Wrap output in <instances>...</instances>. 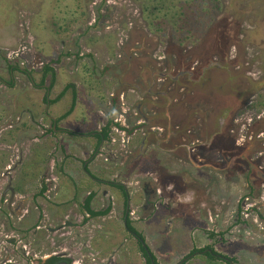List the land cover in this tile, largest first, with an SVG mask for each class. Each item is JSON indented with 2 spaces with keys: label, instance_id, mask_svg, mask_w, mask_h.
<instances>
[{
  "label": "rangeland",
  "instance_id": "rangeland-1",
  "mask_svg": "<svg viewBox=\"0 0 264 264\" xmlns=\"http://www.w3.org/2000/svg\"><path fill=\"white\" fill-rule=\"evenodd\" d=\"M218 1L219 10L209 7L206 0H0V79L6 82H0V249L7 245L3 242L6 232L12 227H37L41 213L42 229L26 240L20 234L22 246H27L23 251L32 246L41 258L48 253L49 223L59 226L62 221L57 215L79 211L74 204L60 209L56 204L72 201L68 198L73 191L81 194L85 190L91 180L82 177L80 169H76L77 178L73 177L75 183L65 181L66 188L56 200L38 197L40 177L51 167L48 154L55 147L44 143L41 128L50 122L47 116L43 120V113L61 118L73 103L74 109L62 126L78 135L91 133L111 119L124 122L123 109L128 110L129 129L137 127L139 120L145 121L146 136L142 129L133 135L130 150L121 153L120 147L110 146L96 163L104 167L107 176L112 177L109 171L113 169L116 173L121 154L129 156L131 151L134 157L140 154L135 171L165 165L159 171L160 180L169 174V166L177 178L179 166L186 169L193 164L190 172L204 180L215 197L213 202L195 200V208L202 215L211 209L215 219L231 216L229 226L234 223L239 200L249 196L261 200L258 206L264 203V0ZM53 23H69L70 29L56 34ZM11 66L30 71L38 85L44 68H53L56 82L48 97L53 103L44 101L51 77L45 88L38 89L24 74L11 73ZM68 86L71 88L65 91ZM150 87L156 94L146 95ZM61 94V100L55 102ZM114 101H119L118 106ZM139 106L142 110L136 113ZM144 137L146 146L140 152ZM176 149L177 154L165 153ZM111 154L117 155L113 161ZM58 166L55 162V174ZM130 168L117 172L119 181L128 184L136 180ZM98 171L93 167L94 173ZM9 181L20 194L11 210L4 201L10 198L5 193ZM113 190L116 199L122 200L121 191ZM52 194L48 196L52 198ZM83 198L81 195L77 202ZM142 199V192L134 194L132 205H142ZM167 202L151 210L153 214L140 229H144L154 255L175 264V255L191 248L197 240L193 232L203 225L186 216L180 205L174 213L164 208L191 200ZM102 205L101 200L94 203L98 209ZM260 209L264 217V206ZM74 218L72 215L71 221L76 223ZM102 224H106L107 237L101 234L96 243L90 241V249L81 252L80 245H72L67 254L79 261L87 253L90 263L94 258L90 254L96 255V249L108 255L124 246L132 249L134 264H143L134 239L123 226L113 221ZM212 228L226 231L228 225L211 224ZM93 230L88 226L84 238L94 236ZM246 234V239L240 237L245 242L229 241L230 245L217 249L230 256L252 257L255 253L264 261V244L259 243H264V222L248 227ZM200 260L197 264L208 262Z\"/></svg>",
  "mask_w": 264,
  "mask_h": 264
},
{
  "label": "flooded vegetation",
  "instance_id": "flooded-vegetation-1",
  "mask_svg": "<svg viewBox=\"0 0 264 264\" xmlns=\"http://www.w3.org/2000/svg\"><path fill=\"white\" fill-rule=\"evenodd\" d=\"M20 68V67H19ZM11 73H15L13 69L10 70ZM17 72V71H16ZM19 73V72H18ZM22 74V73H20ZM180 77H175V79H179ZM0 82L6 83L2 79H0ZM7 85L12 86V83H8ZM45 88V87H43ZM47 89V88H46ZM45 89V90H46ZM47 91V90H46ZM51 91L47 94L49 97V94ZM156 94L151 90V87L149 90L146 91V95ZM152 98V97H151ZM48 99L49 104L51 101ZM119 101H114V105L118 106ZM146 101V105H147ZM149 104V103H148ZM50 105V104H49ZM118 108V107H117ZM120 108V107H119ZM121 109V108H120ZM130 110V108H128ZM142 106H139L137 108L136 113L141 112ZM124 111V122L122 120L114 119V120H108L112 121V124L110 126V132L108 134L107 139L103 140L102 130L104 127L107 126L104 125L100 129H96L93 132H88L85 135H78L73 131H70L68 129H65L62 124H64L63 115L61 118H49L48 112L43 113V120L47 119L50 122L49 126H44L42 129V135L43 138H47L48 142L50 143V147L55 146L52 151L48 154L50 158L52 159L50 161L51 167H48V170L44 172L42 177H40V190L38 193V197L45 198L47 197L48 200H56V194H58V189L61 188L60 182L63 185L65 181L71 183L73 181V177H76V174H73V177L69 176L67 171V168L69 169L70 164H78V169L81 170L82 176H87L91 180L100 181L99 183L102 185L103 183H107V186L110 187V189H116L117 185H121L124 187L125 192L128 193V200H125L124 196L122 195V200H115L113 196H108L105 200L103 197L101 201L103 202V205L101 208H96L94 206V203L96 202L95 198L91 201V211L95 213H99L98 215L91 214L88 212L85 208V202L86 200H83L82 202L78 203V200H72V201H66L64 204H56V208L60 209L61 207L65 208L69 206L70 204L76 205L78 207V212L74 213L70 212V214H60L57 215V219H60L62 221V224L59 226H56V223L53 225L49 223V226L51 228H47V236L46 238L49 241L48 246V253L44 255L43 257L39 258L35 251H32L30 247V251L26 252L23 251V249L27 248V246L23 244V240L20 237V234H23V239L26 240V237H29L28 239L32 238V236H35L37 231H40L42 229L41 223V217L42 214L39 215V221L36 223L35 228H28L26 230H21V228L12 227L14 229H10L8 232H6L5 237L6 240H3L7 245H5V248L0 249V264H134V262L131 261L132 257V249L126 248L122 246L121 248L117 250H113L111 254L102 255V251L96 249L94 254H90L94 258L91 260L90 263H87V253L82 254V259L79 258V261H75L74 256L71 254H67L70 247L72 245H80V252L83 251L86 247L90 249V241L96 240L98 236L101 234L106 235L105 225L102 224V222L111 223L112 221L116 224L123 226L126 231L131 235V237L134 239L136 246H137V253L141 258V261L143 264H147L146 262V248L149 250L150 255L152 256L151 264H156L154 261V253L151 250L148 241L146 237L143 235L142 232H140L136 228V224L143 223L146 221L144 211L146 208L150 207L153 211L157 210L159 206L162 205H168L167 200L165 199L164 192L160 189L163 185V182L161 180H153V182H146L145 177L141 176L139 177L138 181L134 183L133 185H139L143 188V194L145 197V200H143L142 205L140 206H134L132 205V200L130 198V191L128 190V187L126 185V182L119 181L118 176H116L113 179L108 180H100L95 176V173L93 172V166L96 161L102 160L104 156L107 154L106 149H108L110 146L114 148L120 147L121 153H126L125 151L130 148V140L133 135L137 134L140 129H142L143 133V127L142 125L145 123L144 120H139L137 122V127H134L133 129H129V126L126 125L127 113L128 110L123 109ZM47 116V118H46ZM120 116L123 118V116L120 114ZM32 118V117H30ZM35 119V117H33ZM131 118V117H130ZM20 121L17 120L16 123ZM10 122V121H9ZM11 123V122H10ZM155 128H152L154 130ZM74 136H78L79 139H74ZM142 135L146 136L145 133ZM150 135V133H149ZM84 139H89L88 141ZM38 140V139H36ZM79 140L80 142H77ZM72 141L76 142L75 144H71ZM86 141V142H85ZM71 142V143H70ZM142 146L140 147L141 151L143 152L144 146H146V137L143 138L141 142ZM80 145V146H79ZM79 153V155H72L71 153H76V151ZM130 150V149H129ZM175 150H168L167 152H173ZM81 153V154H80ZM127 155L121 154L120 162L117 161V164H115V167H117V171L122 172L125 168H129L130 166H134V163L138 161L140 158V154L138 157L132 156L133 153L130 151ZM148 154H150V151H148ZM143 156V153L142 155ZM117 155L111 154L110 160H115ZM131 157V160L128 162L127 160ZM108 158V157H107ZM72 160V161H71ZM108 161V159H106ZM55 162L59 164L57 170V174H55ZM44 163V162H43ZM136 166V164H135ZM209 166V165H208ZM51 172V173H50ZM143 170H141V173ZM48 173L49 176H48ZM140 174V172H139ZM147 174V173H146ZM148 175V174H147ZM57 176V178H56ZM8 178V177H6ZM147 178V176H146ZM62 180V181H60ZM7 194L10 195L9 200H4L7 202L9 206V210H11V207L15 205L13 200L18 199L17 196L20 195L17 193V187H13L8 182V185L5 186ZM43 188H46L45 193L42 195L40 192ZM52 194V198L48 196ZM122 193V192H121ZM91 195V193H90ZM35 199V198H34ZM245 200H239L237 203V214L234 218V223L232 226H229L231 216L227 219L221 217L220 219H215L214 213L210 209L209 213L207 215H200L198 216L200 219L202 218L203 224L210 225L212 224L213 227H219L222 226L223 228L228 225V228L226 231L221 230L220 232L212 230H206L205 233L208 235L209 240L211 243H209L205 248L201 249H195L192 250L184 255L176 254V259L174 262L175 264H197L201 262L200 259L204 258L208 262L207 264H212L211 262H216L220 264H259V261H261L260 257L256 255L255 253L251 257L250 255L246 254H236L234 256H230L229 254H224L220 252L217 249V246L220 248H225L228 245H230L231 242L229 241H237L242 243L245 242L244 240H241V236L246 239L247 237V229L250 226H256L262 224L264 222V217L261 214V207L264 206V203L261 205H257L261 202V200H250L249 196L247 198H244ZM100 200V199H99ZM3 200H0V202ZM106 201L108 202L106 205ZM195 201V200H194ZM212 201V200H211ZM254 201V203H251ZM161 202V203H160ZM196 202V201H195ZM194 203V206H196V203ZM213 202V201H212ZM59 203V202H58ZM227 203V202H226ZM213 204V203H212ZM207 205V203H206ZM168 209L167 211H170V213H174L179 208L174 204H172L169 207H164ZM188 208H186L187 210ZM59 214V213H57ZM75 216L74 219L77 220V224L75 222L71 221V217ZM50 219V218H48ZM193 219V218H192ZM55 220V219H54ZM196 222H199L201 220L199 219H193ZM43 221V220H42ZM128 223H130L139 233L142 234L143 238L145 239L142 241V239H139L131 230L128 229ZM201 223V222H200ZM251 223V224H250ZM215 224V226H214ZM91 225V228L95 229L93 230L94 236H89L88 239L84 238L85 229ZM209 226V227H210ZM207 228V227H206ZM84 231H83V230ZM242 229H245L242 231ZM91 231V232H93ZM104 231V232H103ZM246 231V232H245ZM90 232V231H89ZM197 234V231L192 235ZM86 235V234H85ZM90 235V233L88 234ZM248 235H250L248 233ZM86 237V236H85ZM233 239V240H230ZM261 244H264L263 242H259ZM79 247V246H78ZM140 247H142L145 251L144 253L141 252ZM22 249V250H21ZM92 250V249H91ZM153 253V254H152ZM154 255V256H153ZM156 257V256H155ZM242 258H245L244 260H241ZM157 259V264H168V262L159 261ZM199 260V261H198ZM248 260V261H247ZM193 261H196L193 263ZM89 262V261H88ZM203 263V262H202Z\"/></svg>",
  "mask_w": 264,
  "mask_h": 264
},
{
  "label": "crops",
  "instance_id": "crops-1",
  "mask_svg": "<svg viewBox=\"0 0 264 264\" xmlns=\"http://www.w3.org/2000/svg\"><path fill=\"white\" fill-rule=\"evenodd\" d=\"M102 127H100V128H102ZM100 128H98V129H100ZM84 140L88 141L89 139L88 140L87 139H84ZM44 141H45L44 143H46L45 145H50V143L48 142L47 138H45ZM75 143H76L75 141L74 142L72 141V144H75ZM190 151H193V149L192 150L191 149H188V152L189 153H191ZM165 153L166 154L167 153L170 154V152H165ZM174 153L177 154L178 153V149H176L174 151ZM189 153H188V155H189ZM71 154L72 155H76V154L79 155V153H77V152L76 153H71ZM148 156H149V154H148ZM157 157H159V156L157 155ZM149 159L151 160V158H149ZM97 162L98 161H96L95 163H93L94 164L93 167H98L99 168L98 173L97 174L95 173V176L98 179H100V180H108V179H110L111 180V179L115 178L116 176L119 177V174L117 173L119 171H117V169H115V171H116L115 174H114V171H113L114 169L111 170V171H109V173H112V177L107 176L106 173H108V172L102 170V168H104V167H102L100 165H97L96 164ZM189 162H191V159L190 158H189ZM70 166L71 167H69V169L67 168V171L66 172L71 177H73V174H76V178H77V174L78 173L76 172V169H78V167L75 166V164H70ZM164 166L165 165H162L161 167H157V169H149L148 171H146V169L145 170L143 169V172L142 173H141V171H135V163H134V166L133 165L130 166L131 168H130L129 172L131 170L133 171V169H134V171L132 172V176L136 179V180H132L131 182H129L128 184H126L127 187H128V190L130 189V187L135 186V188L133 189V191L132 190L130 191V198H131V200L134 199V194H138L140 192H143L142 191L143 188L141 186H139V185H133L135 182H137L139 180L138 178L141 177V176H143L146 179V176H147V179L152 178L154 181L155 180H158L159 179V171ZM191 166L195 167L193 164H188V166H186V169H184L182 166H179V168H180L179 173H181V175L180 176H177V178H175V175H176L177 172H175L173 170H170L171 167L169 166L167 168L168 169L167 170L168 171L167 173H169V174H166L161 179V181L163 182V185H162V187L160 189L165 194L164 195L165 196V199H163V200H191V202H186V203L185 202H180V203L177 202V203H175V205L177 207H179L178 205H180L181 207H184L185 211L187 212V215L186 216H191L193 219H199V220H201V221H199V223L201 222V224L203 225V228H201L200 230H197V234L194 235L195 237H197V240L195 239V241L193 242L191 248H189L188 250H186V252L185 251L178 252L180 256L181 255H184V254H186V253H188V252H190L192 250H195V249L205 248L209 243H211V241L208 238V235H206V233H205L206 230H211L210 229L211 226L209 225L210 226L209 227L208 225L203 224V221H202L203 219L202 218L200 219L198 217V216L201 215V213H200L201 211H197V209L195 208L193 202H194V200H215L214 199L215 198L214 197V192H213V190L211 188H208L209 185L207 184L208 185L207 186L204 180H202L199 177L197 178V177H195V176L192 175V173L189 170V168H191ZM165 168H166V166H165ZM22 170H23V168H22ZM182 170L184 172H180ZM139 172H140V174H139ZM82 177H84V176H82ZM106 177H109V178H106ZM56 178H57V176H56ZM88 179H90V178H88ZM88 179H85V181L88 180ZM75 180L76 179L73 178V181L74 182H71V183L74 184L75 183ZM60 181H62V180H60ZM91 181L94 182V185H89L88 184L89 182L91 183ZM91 181L86 182L85 190L81 194H79V192L73 191L75 194H73L70 198H68L69 195L71 194L70 193L68 195V197H67L68 200H80V196L81 195H84L83 200H87L89 198V196H90V193H91V195L94 196L95 200L96 199L97 200H99V199L101 200L103 197L104 198H107L108 196H113V198L115 200H117L116 199L117 198V193H115L113 189H110V187L107 186V183H103L101 185L99 183L100 181H95V180H91ZM146 182H148V181H146ZM61 183L62 182H60L61 188L58 189V194H56V197H58V195H60L61 192L64 191V188H66V185L65 184L62 185ZM203 183H205L206 186H204ZM131 184H132V186H131ZM63 198H64V200L67 199L65 197H63ZM142 200H145L144 194H143V199ZM204 205H206V203H204ZM186 208H188V209L186 210ZM176 209H178V208H176ZM151 210L152 209L150 207H148V208L145 209L144 215H145V218L146 219H148V217H150L153 214V211H151ZM208 210H210V209H208ZM209 212L210 211H208V213ZM143 224H144V222L143 223H138L135 226H136V228L140 232L143 233V235L147 239V236L145 235L144 229H140V228H143ZM147 241H148V239H147ZM260 259H261V261H259V264H264L263 258L260 257ZM158 260L159 261H163L162 258H158Z\"/></svg>",
  "mask_w": 264,
  "mask_h": 264
},
{
  "label": "trees",
  "instance_id": "trees-1",
  "mask_svg": "<svg viewBox=\"0 0 264 264\" xmlns=\"http://www.w3.org/2000/svg\"><path fill=\"white\" fill-rule=\"evenodd\" d=\"M206 3L208 4V6L209 7H214V8H216V10H219L220 9V3H219V1L218 0H206ZM211 3V4H210ZM207 4H206V6H207ZM200 12L201 10H197V12ZM201 13V12H200ZM182 15L184 16L185 15V13H182ZM191 16L189 15V21H191L190 18ZM182 21H184V20H182ZM66 23V22H65ZM62 24V25H58V24H56V23H53V27L54 28H56L55 29V32H56V34H59V32H67V31H69V29H70V25H69V23H67V24ZM70 23H71V21H70ZM184 23V22H183ZM190 23V22H189ZM184 26L186 27V25L184 24ZM163 30H164V28H163ZM158 31H160V30H158ZM190 31V30H189ZM187 32V33H191V32ZM11 69H13V71H17V72H19V73H22V74H24L25 76H27L28 78H29V80L31 81V83L33 84V86H35L36 88H38V89H40V88H43V87H45V82H46V79L48 78V77H51V83H50V86H48L47 87V91H46V96H45V99H44V101L46 102V103H48V96H47V94L50 92V91H52V89L54 88V84H55V82H56V76H55V71H54V69L53 68H51L50 66H46L45 68H44V75H43V80H42V83L40 84V85H38V84H36V82H35V80H34V78H33V75L31 74V72L30 71H28V70H26V69H23V68H19V67H17V66H11L10 67V70ZM71 88V86H68L67 88H66V90L65 91H68L69 89ZM65 93V92H64ZM63 97V94H61V96H60V98H58V100H56L55 102H57V101H59V100H61V98ZM74 101H76V96L74 97ZM53 102H50L49 104H52ZM74 104L75 103H73V107L71 108V110L67 113V114H65L64 116H63V119H65V118H67L69 115H70V113H71V111H73V109H74ZM111 124H112V121H109L108 123H107V126L106 127H104L103 128V130H102V135H103V140H105V139H107V137H108V134H109V132H110V126H111ZM116 188L117 189H119L121 192H122V194H123V196H124V198H125V200H128L129 199V197H128V193H126L125 192V189H124V187L123 186H121V185H117L116 186ZM45 190H46V188H43L42 190H41V194L43 195L44 193H45ZM93 198H94V196L93 195H90L89 196V198L86 200V202H85V208H86V210L88 211V212H90L91 214H93V215H95V214H99V213H95V212H93V211H91V201L93 200ZM36 226V225H35ZM34 226V227H35ZM128 229L129 230H131L139 239H142V241H144L145 239L143 238V236H142V234L141 233H139L130 223H128ZM140 250H141V252H143L144 253V249L142 248V247H140ZM153 254V253H152ZM144 255L146 256V263L147 264H151V260H150V258H149V256H148V254L146 253H144ZM154 256V255H153ZM154 258V261L156 262V264H157V259H156V257L154 256L153 257Z\"/></svg>",
  "mask_w": 264,
  "mask_h": 264
},
{
  "label": "water",
  "instance_id": "water-1",
  "mask_svg": "<svg viewBox=\"0 0 264 264\" xmlns=\"http://www.w3.org/2000/svg\"><path fill=\"white\" fill-rule=\"evenodd\" d=\"M146 252H147L148 256L152 259V256L150 255V252L147 248H146ZM153 264H154V262H153Z\"/></svg>",
  "mask_w": 264,
  "mask_h": 264
}]
</instances>
